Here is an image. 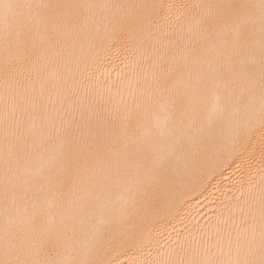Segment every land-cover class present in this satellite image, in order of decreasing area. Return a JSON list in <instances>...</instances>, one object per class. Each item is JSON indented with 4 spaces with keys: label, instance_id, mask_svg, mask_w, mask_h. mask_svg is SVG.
Returning a JSON list of instances; mask_svg holds the SVG:
<instances>
[{
    "label": "bare ground",
    "instance_id": "1",
    "mask_svg": "<svg viewBox=\"0 0 264 264\" xmlns=\"http://www.w3.org/2000/svg\"><path fill=\"white\" fill-rule=\"evenodd\" d=\"M0 264H264V0H0Z\"/></svg>",
    "mask_w": 264,
    "mask_h": 264
},
{
    "label": "rangeland",
    "instance_id": "2",
    "mask_svg": "<svg viewBox=\"0 0 264 264\" xmlns=\"http://www.w3.org/2000/svg\"><path fill=\"white\" fill-rule=\"evenodd\" d=\"M92 83H93V84H92ZM92 83H88V84H89V85H94V82H92ZM89 87H92V86H89ZM89 87H88V88H89Z\"/></svg>",
    "mask_w": 264,
    "mask_h": 264
},
{
    "label": "snow or ice",
    "instance_id": "3",
    "mask_svg": "<svg viewBox=\"0 0 264 264\" xmlns=\"http://www.w3.org/2000/svg\"><path fill=\"white\" fill-rule=\"evenodd\" d=\"M6 7L11 8V7H13V6H12V5H6Z\"/></svg>",
    "mask_w": 264,
    "mask_h": 264
}]
</instances>
